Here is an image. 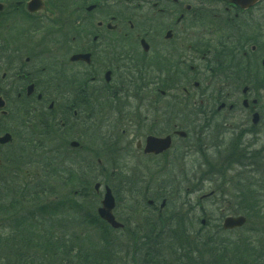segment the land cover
Returning a JSON list of instances; mask_svg holds the SVG:
<instances>
[{
    "label": "flooded vegetation",
    "instance_id": "1",
    "mask_svg": "<svg viewBox=\"0 0 264 264\" xmlns=\"http://www.w3.org/2000/svg\"><path fill=\"white\" fill-rule=\"evenodd\" d=\"M21 1L14 0L8 12L14 25L23 26H15L12 67L17 74L7 86L5 74L1 76L0 98L6 104V95L12 103L25 105L26 119L10 123L0 113V136L11 134L18 126L30 129L34 112L60 105L61 116L80 126L95 121L112 129L118 147L129 151L122 159L129 167L136 157L152 168L177 167L192 152L183 144L188 133L199 140L219 135L221 129L228 163L244 166L251 161V154H264V0L246 10L220 0H205L202 11L192 6L194 2L203 4L200 0H190L186 6L183 0L138 4L140 9L145 7L144 20L161 22L164 32L144 36L133 31L129 21V31L115 21L117 6L133 16V8L125 2L60 0L58 5L56 0H42L45 11L29 13L30 0ZM0 4L2 12L5 3ZM216 4L222 8H214ZM167 5L178 9L166 12L162 7ZM150 10H156L157 15ZM32 27L40 29V34L30 33ZM142 39L147 52L141 49ZM35 54L43 58L44 76L36 74L35 64L31 67ZM75 56L81 58L72 60ZM140 68L144 76L136 87ZM204 72L211 92L206 97L196 91L197 76ZM154 74H158L157 81ZM167 86L177 87V95H168ZM183 111L189 112L182 116ZM134 115L142 129L132 126ZM166 117L177 122L166 125ZM182 117L190 129H182L178 123ZM128 120L129 127L125 125ZM115 122L120 124L118 128ZM148 137H169V149L144 153ZM114 199L112 214L124 226L125 211L119 210Z\"/></svg>",
    "mask_w": 264,
    "mask_h": 264
},
{
    "label": "trees",
    "instance_id": "2",
    "mask_svg": "<svg viewBox=\"0 0 264 264\" xmlns=\"http://www.w3.org/2000/svg\"><path fill=\"white\" fill-rule=\"evenodd\" d=\"M1 1L5 9L0 12V82L5 74L7 86L17 74L12 67L15 25L8 13L14 0ZM56 1L60 5V0ZM116 1L133 8L157 0ZM139 11L128 16L117 6L115 21L127 31L129 21L133 31L142 36L158 29L157 23L144 20L143 11ZM39 30L32 27L30 33L36 36ZM35 55L31 67L36 65V74L44 76L43 58ZM143 76L136 87L142 84ZM207 76L206 72L197 76L198 96L211 95ZM176 91L177 87L167 86L168 95H177ZM4 96L7 115L2 119L21 123L27 107ZM60 112V105L52 110L40 108L29 119L31 128L11 130L12 143L0 148V264H264V180L248 175L241 180L238 173L231 178V183L236 180L232 192L224 194L225 176L206 164L200 183L213 186L207 191V207L201 210L213 209L217 215L212 224L205 220L202 226L199 210L189 212L183 200L186 192L166 190L171 179L162 178L158 185L165 190L160 197L154 194L160 189H152V183L162 170L135 165L129 171V164H122L129 151L118 147V136L110 132L112 129L89 121L95 129L83 133L76 128V120L63 118ZM188 112L183 111L182 116ZM164 122L177 121L166 117ZM178 123L183 130L190 129L183 117ZM115 124L117 128L120 125ZM125 125L129 127V120ZM71 141L79 146L71 148ZM263 165L258 169H264ZM97 183L108 186L119 210L125 211L123 229L113 230L98 218L101 194L95 193ZM160 199L166 201L161 212L147 205L148 200L157 203ZM232 215L244 216L246 224L224 231L221 221Z\"/></svg>",
    "mask_w": 264,
    "mask_h": 264
},
{
    "label": "rangeland",
    "instance_id": "3",
    "mask_svg": "<svg viewBox=\"0 0 264 264\" xmlns=\"http://www.w3.org/2000/svg\"><path fill=\"white\" fill-rule=\"evenodd\" d=\"M200 1H202L203 4H201L200 2L199 3L194 2L192 6L202 11L203 9L206 8V4H205V0H200ZM183 2L184 4L182 5L186 6L187 4L190 3V0H183ZM139 5H142V4L140 3ZM213 7L222 8V6L218 4H216V6L214 5ZM134 8L136 10H139L141 6L139 8L137 7H134ZM148 8L152 9L151 6ZM144 9H141V11H143L142 17L145 18L147 16V13L145 12ZM155 9L157 10V8ZM162 9H165L166 12L172 9H175L176 11L178 7L176 5H167V6L162 7ZM156 10H150V11L152 14L155 15ZM42 11H45V9L42 8ZM50 13L52 12L50 11ZM15 26L23 28V26L17 25V23H15ZM153 33L164 34V32H162L161 22H158V29L154 30ZM131 123L134 128L142 129V125H141V122H139L138 116L134 115V118ZM76 128L81 129L83 133H85V130L95 129V127L89 121H84V124H82L81 126L77 124ZM218 134L219 135L211 134L209 137L202 136L198 138L199 140H195V138H193V135L188 133V137L183 142V144L188 145L190 148V151L192 152L188 154V156L185 157V159H183V163H181L177 167L162 168V169L159 168L162 171L156 177L155 179L156 181L154 180L155 182L152 183V184L155 183L152 189H156L157 187H159L160 191H155V190L153 191L155 195L157 192L159 197L161 196L159 195L160 192L162 193V191L165 190L163 187H161V185H158V183L162 181V178L164 180L171 179L170 182L166 185L167 186L166 190L170 192H174L176 194L177 192H180V193H183V191L186 192L183 200L186 203H188L187 206L190 208L189 212L196 213L199 210V213H197V215L199 216L198 223L200 221L207 220L212 224L213 217L217 215V213L215 214L213 213V209L212 210L210 209V211L208 208L201 210V208L207 207V199H206L207 191H210V189L213 186L210 183L209 184L200 183V175L206 170L207 168L206 164L208 165V167L211 166L210 169H213V170L217 169V171L222 172L223 175L225 176L226 185H224L223 187L224 189H222L224 191L222 193L224 194L229 195L232 192L233 187L236 185L235 183L236 180H234V183H235L234 185V183H231V180H232L231 178L234 177L235 179L236 176H238V173H241L240 174V176L242 177L240 178L241 180H244L247 177H251L255 180H262V181L264 180V169H261V170L258 169V166L261 163L264 164V154L259 153L258 157L251 154L252 156L251 161L247 165H244V166H240L239 163L235 161L233 162L231 161L230 163H228L226 159L227 158V154H226L227 148L225 145L224 136L221 135L223 134L222 129H221V132H219ZM144 163L145 161L141 159L140 157H136L134 160V165L136 164L137 166H144ZM134 165L129 167V171L134 168ZM262 167L264 168V165ZM246 175L248 176L245 177ZM227 180H230V182H228ZM261 192L264 195V188L262 189ZM118 196L120 200V198L122 197L120 196V193L118 194ZM100 199H101V195H100ZM161 200L162 199L159 200L158 204L160 203ZM208 218H210V220ZM214 220L216 221L215 217H214Z\"/></svg>",
    "mask_w": 264,
    "mask_h": 264
},
{
    "label": "water",
    "instance_id": "4",
    "mask_svg": "<svg viewBox=\"0 0 264 264\" xmlns=\"http://www.w3.org/2000/svg\"><path fill=\"white\" fill-rule=\"evenodd\" d=\"M223 1H229L230 3L239 6L241 9H247L251 6H253L258 0H223ZM42 8V1L41 0H31L27 4V11L29 13H35L39 11ZM2 9V6L0 5V10ZM91 8H89L90 10ZM141 46L144 51L148 50V46L144 41H141ZM81 58V56H75L72 58V60H76ZM29 90H32V87H29ZM5 107V102L0 98V111L2 115H5L6 112L2 111ZM180 136H185L184 133L179 132ZM12 141V138L9 134H4L2 137H0V145H6L9 144ZM72 148L78 147V144L76 142H72L70 144ZM170 146V138L167 137L165 139H156L149 137L146 140V146L144 148V153H154L159 154L165 150H167ZM100 185L96 184L94 186V190L98 192ZM149 205L152 204L151 201L148 202ZM165 205V202L163 201L160 208L162 209ZM115 203L114 198L111 194V190L108 187L104 188V194L102 196V200L100 202V207L97 209L96 213L98 217L106 222L111 228L118 229L121 228L122 225L117 223L114 220V217L112 215V210L114 209ZM246 220L244 217H227L223 220L222 227L224 230H233L241 228L245 224Z\"/></svg>",
    "mask_w": 264,
    "mask_h": 264
},
{
    "label": "bare ground",
    "instance_id": "5",
    "mask_svg": "<svg viewBox=\"0 0 264 264\" xmlns=\"http://www.w3.org/2000/svg\"><path fill=\"white\" fill-rule=\"evenodd\" d=\"M149 201L152 202L153 206L156 208V211H159V212L163 211L164 208H165V206H166V203H165L164 207L161 209L160 206H161L162 202L158 204V202L157 203H154L153 200H148L147 201V205L150 206V207H152L151 206L152 204L149 205V203H148ZM201 225L204 226V223H201Z\"/></svg>",
    "mask_w": 264,
    "mask_h": 264
}]
</instances>
